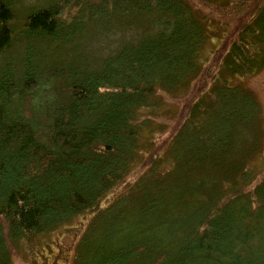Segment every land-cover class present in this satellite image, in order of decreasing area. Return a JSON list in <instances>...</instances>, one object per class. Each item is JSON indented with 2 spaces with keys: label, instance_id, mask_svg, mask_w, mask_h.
Returning a JSON list of instances; mask_svg holds the SVG:
<instances>
[{
  "label": "trees",
  "instance_id": "obj_1",
  "mask_svg": "<svg viewBox=\"0 0 264 264\" xmlns=\"http://www.w3.org/2000/svg\"><path fill=\"white\" fill-rule=\"evenodd\" d=\"M23 2L0 0V264L75 222L71 264H264V119L235 83L264 71V0Z\"/></svg>",
  "mask_w": 264,
  "mask_h": 264
},
{
  "label": "rangeland",
  "instance_id": "obj_2",
  "mask_svg": "<svg viewBox=\"0 0 264 264\" xmlns=\"http://www.w3.org/2000/svg\"><path fill=\"white\" fill-rule=\"evenodd\" d=\"M45 5L46 4L44 3V0H24L23 5L17 7L19 8L21 20L30 13L37 11ZM20 32L21 23H18V36L15 35V37H19ZM12 55L13 54L11 53V56ZM235 83H243V85L248 87L255 94L261 105L264 119V71L254 77L242 79L241 81L237 80ZM197 88L198 87H195V89L193 88L194 90L192 89L191 92H196ZM187 99L188 97L186 96L185 98L180 97L178 99L174 98L167 100L166 106L161 111L162 117L159 116L158 119H156V123L154 124H164L165 122V124L171 126V123H173L176 119L178 120L179 116L177 115L178 117L174 121H171L167 118V115L169 114L174 116L176 111H178V114H180ZM164 136L165 134H159V139ZM66 228V231L62 230L61 233L58 232L53 234L55 236H52V246L49 248L45 244L48 243V240L50 239H39L34 243L33 247L35 248L33 251L24 249V247L22 250H18L19 252H17V257H15V264H71L73 258V248L79 238L80 231H82L83 226L80 224V222H75L74 225Z\"/></svg>",
  "mask_w": 264,
  "mask_h": 264
}]
</instances>
